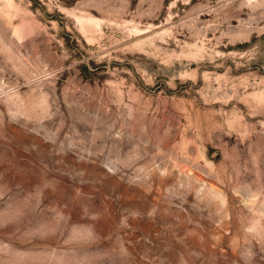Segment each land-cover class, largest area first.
Listing matches in <instances>:
<instances>
[{
    "label": "rangeland",
    "instance_id": "rangeland-1",
    "mask_svg": "<svg viewBox=\"0 0 264 264\" xmlns=\"http://www.w3.org/2000/svg\"><path fill=\"white\" fill-rule=\"evenodd\" d=\"M0 264H264V0H0Z\"/></svg>",
    "mask_w": 264,
    "mask_h": 264
}]
</instances>
